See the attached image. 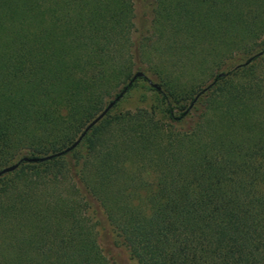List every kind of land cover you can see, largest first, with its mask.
<instances>
[{"label": "trees", "instance_id": "1", "mask_svg": "<svg viewBox=\"0 0 264 264\" xmlns=\"http://www.w3.org/2000/svg\"><path fill=\"white\" fill-rule=\"evenodd\" d=\"M138 72L159 80L161 118L110 114L118 99L54 156ZM13 164L0 264H115L102 224L131 264H264V0H152L137 35L130 0H0Z\"/></svg>", "mask_w": 264, "mask_h": 264}, {"label": "rangeland", "instance_id": "2", "mask_svg": "<svg viewBox=\"0 0 264 264\" xmlns=\"http://www.w3.org/2000/svg\"><path fill=\"white\" fill-rule=\"evenodd\" d=\"M133 12V22L135 34H145L149 29L151 17L152 0H130ZM231 69H227L230 71ZM226 71V72H227ZM220 73L219 75H224ZM144 79H137L131 89L124 93L119 100L110 109V114L121 113L124 111H133L135 109H144L153 112L155 118H161V109L156 100L154 84L160 91V82L150 73L142 74ZM211 81L208 80L206 83ZM103 228L99 233L98 242L105 256L115 264H131L127 254L122 248L111 243L110 234L107 226L102 224Z\"/></svg>", "mask_w": 264, "mask_h": 264}, {"label": "water", "instance_id": "3", "mask_svg": "<svg viewBox=\"0 0 264 264\" xmlns=\"http://www.w3.org/2000/svg\"><path fill=\"white\" fill-rule=\"evenodd\" d=\"M142 76V73L138 72L136 73L133 78L135 77H140ZM153 88H156L158 90V87H156L154 84L151 85ZM123 94V92H121L120 94H118V97L115 99V100H112L111 102H109L103 109L102 111L97 115L95 116L86 126L85 128L82 130L81 134L76 138V140L66 149L62 150L61 152H58L56 154H54V156H60L62 155L63 153H66L68 152L69 150H71L72 148H74L81 140V138L83 137V135L94 125L96 124L105 114L106 112L113 106V104L115 103L116 100H118L121 95ZM53 155H49V156H45V157H41V158H37V159H26V158H23L22 160L23 161H26V162H40V161H43V160H48L52 157ZM17 167V164H13V165H10V166H7V167H4L0 170V176L3 175V174H6V173H9V172H12L15 168Z\"/></svg>", "mask_w": 264, "mask_h": 264}]
</instances>
